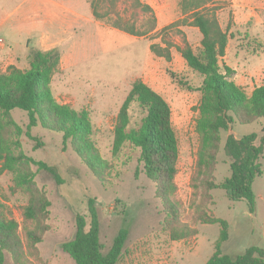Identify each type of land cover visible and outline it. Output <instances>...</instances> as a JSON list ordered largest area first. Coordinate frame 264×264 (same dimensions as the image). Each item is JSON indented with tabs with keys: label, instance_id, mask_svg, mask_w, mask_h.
<instances>
[{
	"label": "rangeland",
	"instance_id": "374dc122",
	"mask_svg": "<svg viewBox=\"0 0 264 264\" xmlns=\"http://www.w3.org/2000/svg\"><path fill=\"white\" fill-rule=\"evenodd\" d=\"M50 1L0 0V72L10 64L27 68L32 48H57L60 63L52 77V93L61 103L88 110L94 129L93 141L112 167L103 183L94 177L69 144L63 148L60 132L39 124L32 127L30 134L42 142L39 147H35V142L25 133L20 136L21 150L53 166L56 176L64 180L61 186L57 185L50 173L34 165L28 167L35 173V184L45 193L50 205L45 221L48 230L42 241L32 248L24 247L27 264H75L61 249V244L73 238L76 216L86 213L89 197L95 198L103 252L110 248L119 230L128 232L116 264H204L214 251L220 226L200 223L193 207L194 202H203L201 189L196 195L191 186L198 143L194 129L200 98L197 88L202 77L186 66L175 46L170 49L169 61L149 49L150 43L164 45L163 41H170L182 46L186 41L197 51L200 32L196 27L183 25L160 34L134 36L110 26L106 19H95L90 8L92 0H73V19L57 28L45 24ZM179 2L118 0L116 10L125 21L139 26L145 22L147 14L138 3L147 4L156 17L157 29H161L181 16ZM240 3L244 8L241 7L237 15L229 2L217 12L221 27L229 26L228 44L220 66L231 67L232 80L250 94L254 87L264 83V10L261 11V0H240ZM68 4L72 6V0ZM96 8L104 12L109 7L102 2ZM45 31L52 34L53 39L40 36ZM136 79L160 93L171 109L178 145L175 198L179 202V221L197 230L195 236L186 240L169 238L161 202L155 197L153 182L142 172L138 150L126 144L118 155L111 153L117 111ZM130 115L131 124L138 122L142 114L136 104ZM11 116L26 130L25 111L14 108ZM229 133L237 138L256 133V142L260 143L264 118L251 123L235 122L229 131L221 133V147L213 172L216 183L230 175L229 159L222 148ZM260 163L263 174L252 183L255 194L252 212L245 199L229 200L221 188L209 190L210 200L204 202L208 214L227 221L228 239L221 249L231 256L242 254L252 246L264 248V141ZM12 179L11 172L0 171V205L11 210L25 244L22 206L27 203V195L12 190ZM4 264H15L8 253H5Z\"/></svg>",
	"mask_w": 264,
	"mask_h": 264
},
{
	"label": "trees",
	"instance_id": "16d2710c",
	"mask_svg": "<svg viewBox=\"0 0 264 264\" xmlns=\"http://www.w3.org/2000/svg\"><path fill=\"white\" fill-rule=\"evenodd\" d=\"M229 0H180L181 16L163 26L156 27V17L147 4H140L147 14L145 22L136 25L125 21L116 10L118 0H92L91 14L95 19H106L107 23L134 36L160 34L167 29L183 25L196 27L201 34L200 46L195 51L184 41L182 46L170 41L164 45L150 43L149 49L158 57L169 61L171 47L184 60L186 66L202 77L197 90L200 98L197 105L195 132L197 148L191 186L197 195L201 189L202 203H193L200 223H217L220 232L214 244V251L204 264H264V248L252 246L244 253L231 256L222 252V245L228 239V223L222 218L208 214L204 202L210 200L209 190L221 188L229 200L245 199L249 211L255 207V194L252 183L255 177L263 174L261 156L264 135L257 143V134L250 133L235 137L227 134L223 150L229 159L230 175L216 183L213 172L217 154L221 147V133L230 130L233 123H251L264 118V83L247 94L232 80L234 70L220 61L226 52L229 34L227 26L223 29L217 18V12L224 8ZM106 2L104 12L97 5ZM60 53L57 48L40 50L32 48L27 68L13 64L0 72V171H8L13 176V191L27 195V203L22 206L24 241L19 233V223L9 208L0 205V264H4L8 253L15 264H27L24 249L32 248L42 241L48 230L46 220L50 202L45 193L38 189L34 175L28 167L34 165L55 177L57 185L64 180L56 176L55 168L42 160H36L21 150L20 136L25 133L35 142H42L30 134L32 127L40 125L62 134L63 148L69 144L94 177L105 182L111 171V163L103 158L93 141L94 129L87 109H75L68 103L56 100L51 90V81L59 68ZM139 108L141 117L131 124L130 111L133 106ZM19 108L27 113L28 124L23 130L11 116V110ZM138 150V160L142 172L153 182L154 194L161 202L164 212V224L169 238L173 241L186 240L197 234L196 228L179 221V202L175 198L178 145L171 122V109L165 98L141 79L132 82L122 101L113 125L111 153L118 155L124 145ZM203 198V199H202ZM76 231L73 238L61 244L75 264H116L127 238V230L121 229L113 239L110 248L103 252L99 239V219L95 198L87 199V211L75 219ZM29 225H32L30 227Z\"/></svg>",
	"mask_w": 264,
	"mask_h": 264
},
{
	"label": "crops",
	"instance_id": "0c3cea01",
	"mask_svg": "<svg viewBox=\"0 0 264 264\" xmlns=\"http://www.w3.org/2000/svg\"><path fill=\"white\" fill-rule=\"evenodd\" d=\"M69 1L70 0H51L50 1L51 6L47 11V15H49L48 16L49 18L47 17L48 19L45 20V24H52L55 25V27L57 28H61L66 22H70L73 19V14L75 12L73 10V0H72V6L68 4ZM263 1L261 0V11L264 10ZM228 2H229V6L233 7L232 12L235 13V15H237V12L241 11L240 9L241 7L244 8V5L240 3V0H229ZM236 18L237 16H235V20ZM51 35L52 34L45 31L40 36H47L50 38ZM52 37L53 36H51V38Z\"/></svg>",
	"mask_w": 264,
	"mask_h": 264
}]
</instances>
